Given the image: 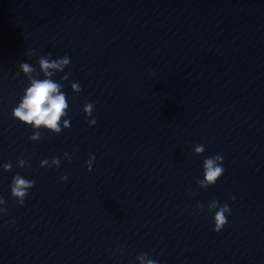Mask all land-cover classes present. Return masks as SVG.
Segmentation results:
<instances>
[{
	"label": "clouds",
	"instance_id": "9594fccd",
	"mask_svg": "<svg viewBox=\"0 0 264 264\" xmlns=\"http://www.w3.org/2000/svg\"><path fill=\"white\" fill-rule=\"evenodd\" d=\"M33 53L30 50L28 55ZM70 64V57L64 56L58 59H52L50 56L40 57L38 60L39 72L29 63L23 62L19 64V71L28 78L29 84L24 90V95L21 97L18 105L13 109L12 116L21 124L33 129V134L29 136L31 141H39L41 129L47 130L50 133L59 135L63 129L70 128V120L65 119L68 116L69 103L66 94L62 91L63 84L52 79L57 73L64 72V69ZM43 74V79L39 78ZM71 73H65L61 76V81H68ZM71 89L74 93H80L82 88L79 82H72ZM85 119L90 126H94L97 120L93 116L94 104L86 103L83 107ZM205 152L204 145L194 146V153L202 155ZM67 159H71L68 153H65ZM95 156L90 155L86 161L88 172L92 171V164ZM224 157L220 154L212 155L203 160V179L197 180L201 189H207L209 186L215 185L223 176L225 168L222 166ZM60 159L52 157L44 159L40 162L41 167H59ZM17 166L20 168L29 167L30 165L24 159L17 161ZM5 172H10L13 168L11 162L0 165ZM67 175L62 176L61 180L66 181ZM35 185L34 180H29L17 174L12 178L10 191L11 196L16 200L18 205H23L29 193V190ZM6 204L3 198H0V205ZM197 207L201 210L205 205L197 202ZM207 209L209 213L214 212V232H220L228 223V215H231V209L228 204L221 205L218 200L213 199L208 203ZM6 211L0 208V213ZM227 214V215H226ZM138 264H158L154 259L150 258L147 252L141 253L136 257Z\"/></svg>",
	"mask_w": 264,
	"mask_h": 264
}]
</instances>
